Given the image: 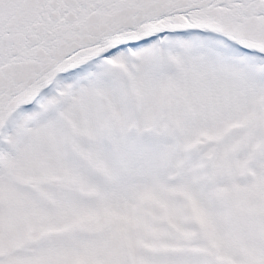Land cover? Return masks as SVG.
<instances>
[{
    "label": "snow or ice",
    "instance_id": "1",
    "mask_svg": "<svg viewBox=\"0 0 264 264\" xmlns=\"http://www.w3.org/2000/svg\"><path fill=\"white\" fill-rule=\"evenodd\" d=\"M0 264H264V0H0Z\"/></svg>",
    "mask_w": 264,
    "mask_h": 264
}]
</instances>
